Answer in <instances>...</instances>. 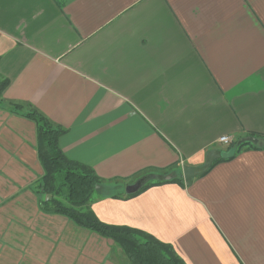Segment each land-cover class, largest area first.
<instances>
[{"label":"crops","instance_id":"0c3cea01","mask_svg":"<svg viewBox=\"0 0 264 264\" xmlns=\"http://www.w3.org/2000/svg\"><path fill=\"white\" fill-rule=\"evenodd\" d=\"M0 80V264H134L46 205L30 108L101 178L88 206L101 222L184 264H264V149L125 197L226 151L222 135L264 137V0H0Z\"/></svg>","mask_w":264,"mask_h":264},{"label":"trees","instance_id":"16d2710c","mask_svg":"<svg viewBox=\"0 0 264 264\" xmlns=\"http://www.w3.org/2000/svg\"><path fill=\"white\" fill-rule=\"evenodd\" d=\"M6 85V80H0V94ZM12 108L13 111H19L22 106L14 104ZM24 116L34 120L36 125V149L43 169L38 180L39 194L42 197L48 195L46 205L52 211L62 213L81 227L112 238L134 264H184L171 245L126 226L101 222L88 207L101 186V178L91 167L64 154L59 146V138L65 132L62 126L53 124L34 108L27 110ZM258 139L259 143L232 141L226 152L214 160L209 169L216 163L231 160L244 149H264V137L258 136ZM174 173V176L159 172L142 176L140 188L134 193L126 194L125 197H132L149 187L166 182L183 185L181 170L177 169Z\"/></svg>","mask_w":264,"mask_h":264},{"label":"water","instance_id":"95a60500","mask_svg":"<svg viewBox=\"0 0 264 264\" xmlns=\"http://www.w3.org/2000/svg\"><path fill=\"white\" fill-rule=\"evenodd\" d=\"M242 141H249L251 143H258L259 142L258 138L254 137V136H245V137H242L241 139L237 140L238 143H240ZM222 154H223V152L219 149H210L206 152L205 157H204V161L202 164H200V165H184L182 167V173H183L185 183L187 185H190L192 183L193 178L204 174L209 169L212 162L214 160L220 158L222 156ZM141 184H142L141 180H138V181L134 182L133 184L126 185L125 192L127 194L134 193L140 188Z\"/></svg>","mask_w":264,"mask_h":264},{"label":"built area","instance_id":"2783aa9c","mask_svg":"<svg viewBox=\"0 0 264 264\" xmlns=\"http://www.w3.org/2000/svg\"><path fill=\"white\" fill-rule=\"evenodd\" d=\"M218 141L224 144H230L232 142V137L230 135H222L219 137Z\"/></svg>","mask_w":264,"mask_h":264},{"label":"rangeland","instance_id":"374dc122","mask_svg":"<svg viewBox=\"0 0 264 264\" xmlns=\"http://www.w3.org/2000/svg\"><path fill=\"white\" fill-rule=\"evenodd\" d=\"M225 146L223 145V146H220V148L221 149H223L222 151H223V153H225L226 151H225V148H224ZM48 196V195H47Z\"/></svg>","mask_w":264,"mask_h":264}]
</instances>
